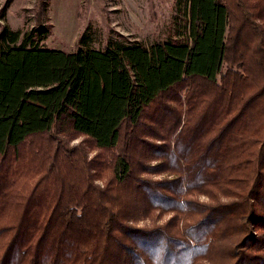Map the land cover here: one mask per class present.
Instances as JSON below:
<instances>
[{"label":"trees","instance_id":"1","mask_svg":"<svg viewBox=\"0 0 264 264\" xmlns=\"http://www.w3.org/2000/svg\"><path fill=\"white\" fill-rule=\"evenodd\" d=\"M181 2L150 44L2 28L0 264H264V0Z\"/></svg>","mask_w":264,"mask_h":264},{"label":"rangeland","instance_id":"2","mask_svg":"<svg viewBox=\"0 0 264 264\" xmlns=\"http://www.w3.org/2000/svg\"><path fill=\"white\" fill-rule=\"evenodd\" d=\"M183 9L180 0H0V31L7 26L25 34L43 27L48 35L41 46L65 52L78 50L82 37L97 49L120 36L150 44L175 32ZM68 141L85 146L90 158L97 153L85 137Z\"/></svg>","mask_w":264,"mask_h":264}]
</instances>
